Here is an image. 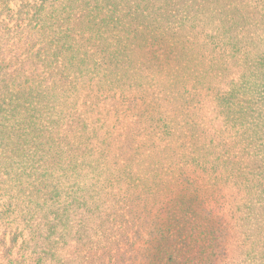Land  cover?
Here are the masks:
<instances>
[{"label":"trees","instance_id":"16d2710c","mask_svg":"<svg viewBox=\"0 0 264 264\" xmlns=\"http://www.w3.org/2000/svg\"><path fill=\"white\" fill-rule=\"evenodd\" d=\"M48 1L35 3L41 11ZM180 4L189 17L177 32L169 31L164 23ZM205 4L204 10L217 8L218 0ZM55 6L53 12L58 14L51 27L43 23L49 19L42 22L40 69L26 74L28 84L18 92V104L10 112L21 127V151L37 157L40 170L25 196L33 213L28 230L39 250L49 245L56 229L65 228L70 214L81 212L79 227L86 235L74 247L75 261L95 264L103 260L96 258L102 250L110 254L115 249L124 256L143 240V233L148 238L154 231L164 236L168 224L162 218L163 204L178 156L171 149L172 134L164 113L153 116L156 107L140 103V95L117 96L109 89L105 96L100 85L109 78L122 87L146 79L140 67L154 72L157 79L165 78L171 53L198 51V0H58ZM188 32L191 36L184 42ZM176 39L187 43L188 49L174 48ZM246 58V75L263 71L264 50L252 46ZM108 70V75L100 74ZM116 71L120 75H114ZM13 74L11 80H16L18 75ZM232 107L229 103L228 108ZM211 142L198 148L202 174L229 184L237 173L236 179L252 185L248 192L263 213L264 158L257 152L248 157L235 151L234 145ZM141 169L150 176L139 179L135 171ZM178 171L184 179L177 177L176 185L191 180L181 168ZM229 190L216 187L211 193L221 208L227 207ZM262 222L257 225L260 237ZM228 227L221 217L210 230L212 235L222 234ZM95 236L101 237V243ZM120 246L128 247L120 254ZM218 252L213 250L212 257Z\"/></svg>","mask_w":264,"mask_h":264},{"label":"rangeland","instance_id":"374dc122","mask_svg":"<svg viewBox=\"0 0 264 264\" xmlns=\"http://www.w3.org/2000/svg\"><path fill=\"white\" fill-rule=\"evenodd\" d=\"M205 1L198 0V51L171 53L165 78L157 79L154 72L139 66L146 79L122 87L109 78L100 85L105 96L109 89L117 96L140 95V103L156 107L153 116L164 113L172 134L171 149L180 163L174 161L173 174L168 177L162 213L168 224L164 236L154 231L148 238L143 233V240L124 256L115 249L110 254L102 250L96 258L103 260L95 264H264V234L260 237L257 228L260 220L264 223V212L258 211L253 194L248 192L252 185L236 179L237 173L227 184L203 175L198 168V148L203 143L211 145V140L214 145H234L235 151L248 157L257 152L264 158V69L244 73L250 47L264 50V0H218L217 8L204 10ZM35 2L38 0H0V264H77L74 247L86 235L79 227L81 212L70 214L65 228L56 229L49 245L39 250L28 230L33 213L28 211L25 196L40 170L37 157L21 151V127L10 112L18 104V92L28 84L26 74L39 70L37 63L44 59L42 53L37 55L44 36L42 22L49 19L43 23L51 27L58 14L52 9L58 0H49L41 11ZM184 7L180 4L172 9V19L164 23L166 29L177 32L185 25L189 13ZM190 36L188 32L184 42ZM184 42L176 39L172 46L188 49ZM13 73L18 75L16 80H11ZM178 168L194 182L176 185L177 177L184 179ZM135 172L139 179L150 176L144 169ZM216 187L230 189L225 209L211 196ZM221 217L229 227L212 235L210 229ZM93 239L101 243L100 236ZM127 247L120 246L119 253ZM213 250L221 254L212 257Z\"/></svg>","mask_w":264,"mask_h":264}]
</instances>
